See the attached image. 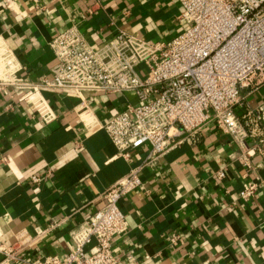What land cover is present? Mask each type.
I'll list each match as a JSON object with an SVG mask.
<instances>
[{
    "label": "crops",
    "instance_id": "0c3cea01",
    "mask_svg": "<svg viewBox=\"0 0 264 264\" xmlns=\"http://www.w3.org/2000/svg\"><path fill=\"white\" fill-rule=\"evenodd\" d=\"M181 10L179 0H0V45L15 57L18 76L38 83L55 62L48 42L65 28L77 26L92 45L118 30L163 42L183 31ZM241 95L239 119L264 105V82L244 86ZM17 96L13 87L0 90V231L7 245L30 241L17 251L20 261L0 253V264L65 256L73 232L103 205L102 191L147 152L144 146L131 160L119 157L105 131L94 128L136 104L132 92L44 89L43 112ZM247 145L210 122L197 142L145 168L141 185L118 201L127 227L114 238L115 256L132 264H264V162L252 155L244 165ZM254 179L261 182L256 195L241 200L242 184Z\"/></svg>",
    "mask_w": 264,
    "mask_h": 264
},
{
    "label": "built area",
    "instance_id": "2783aa9c",
    "mask_svg": "<svg viewBox=\"0 0 264 264\" xmlns=\"http://www.w3.org/2000/svg\"><path fill=\"white\" fill-rule=\"evenodd\" d=\"M179 2L177 21L184 29L168 41L149 42L118 30L92 45L75 25L58 32L48 42L55 60L51 75L38 83L18 76L15 57L0 45V90L17 89V100L38 112H43L39 104L44 89L77 95L132 92L136 104L128 103L94 128L103 129L116 155L126 160L133 150L147 146L144 158L102 191L103 205L73 232L74 245L65 256L53 254L25 264H132L113 252L115 236L127 227L119 199L141 185L145 168L156 166L179 144L197 142L210 122L236 142L248 143L241 154L244 165L249 166L252 155L264 162V105L248 109L241 120L234 110L244 86L264 82V0ZM215 175L222 179L224 171ZM29 180L38 183L40 177L32 174ZM260 184L257 179L245 181L239 198L251 200ZM29 241L19 237L7 245L0 231V253L6 260L20 261L16 253Z\"/></svg>",
    "mask_w": 264,
    "mask_h": 264
}]
</instances>
